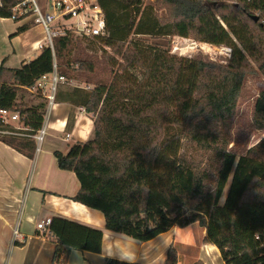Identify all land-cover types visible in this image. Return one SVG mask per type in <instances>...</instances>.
<instances>
[{"label":"trees","instance_id":"16d2710c","mask_svg":"<svg viewBox=\"0 0 264 264\" xmlns=\"http://www.w3.org/2000/svg\"><path fill=\"white\" fill-rule=\"evenodd\" d=\"M18 1L2 0L0 16L10 17ZM147 2L169 13L158 19V34L164 27L171 35L227 46L230 57L226 62L186 58L128 39L143 0H97L107 30L98 39L111 79H82L96 72V63L73 54L77 45L67 31L54 38V52L44 46L19 67L0 65V109L18 112L35 132L42 126L45 104L29 105L20 92L52 72L54 63L68 81L92 84L70 94L94 114L93 137L76 142L66 154L55 151L59 167L75 172L80 182L72 199L102 211L107 230L134 240L198 223L205 228L203 242L215 245L226 264H264V139L239 156L228 148L229 123L248 75L255 72L250 58L264 74L263 18H251V8L263 7L264 0L251 6L217 0ZM129 9L136 14L125 23L122 14ZM138 63L146 67L144 82L130 69ZM252 127L264 128V89L254 103ZM0 141L34 156L33 139L5 135ZM45 230L56 243L52 264H68L72 250L101 251L102 229L54 216ZM105 264L134 263L106 258ZM165 264H178L174 249Z\"/></svg>","mask_w":264,"mask_h":264},{"label":"crops","instance_id":"0c3cea01","mask_svg":"<svg viewBox=\"0 0 264 264\" xmlns=\"http://www.w3.org/2000/svg\"><path fill=\"white\" fill-rule=\"evenodd\" d=\"M20 27L25 28L19 31ZM38 27L40 31L32 34ZM45 37L43 26L28 17L13 20L0 16V65L15 68L31 60V53L39 50L38 44L44 43ZM88 86L91 85H79L74 80L58 86L56 103L47 116V134L32 158L0 141V264H52L56 243L45 229L37 228V223L54 216L103 230L100 252L72 250L68 264H105L106 258L134 264H165L171 248L177 252L178 264L197 260L226 264L215 245L203 242L204 227L200 226L194 236L185 233L187 227L198 223L185 228L175 225L153 239L137 241L107 230L102 211L72 199L80 182L75 172L59 167L55 151L66 154L76 142L93 137L94 114L70 94L76 87ZM23 99L26 102L25 96ZM39 100L46 110L45 100ZM15 228L21 234L18 239Z\"/></svg>","mask_w":264,"mask_h":264},{"label":"rangeland","instance_id":"374dc122","mask_svg":"<svg viewBox=\"0 0 264 264\" xmlns=\"http://www.w3.org/2000/svg\"><path fill=\"white\" fill-rule=\"evenodd\" d=\"M38 1L41 5L46 6L47 10L52 11L51 7L49 6V1ZM132 12L133 14H136L133 9H129L128 12H124V14H122V16H124L123 19L125 23H130V18L128 16ZM168 14V11L164 8L158 10L157 12V9L152 7V5L147 2V0H143L142 5L140 6V12L136 14V24L132 28V32L128 35V39H141L147 45L157 44L163 48L169 49L170 53L174 55H179L186 58L203 57L218 62H226V60L230 57L231 49L227 46L213 45L207 42L197 41L191 37L186 38L178 35H171L168 34V32L166 31L167 28L164 27L162 28V33L158 34V31H156L155 29V25H161L158 19L162 20L163 18H166L168 17ZM28 18L36 23L32 15ZM77 20L78 19L76 16H73L66 20L61 19L59 20V26L62 30L68 31L70 30V28L73 29L76 26ZM261 24L264 23L261 22ZM39 31L40 27L35 28L32 30V34H35ZM137 31H140L141 33L136 34ZM72 35L74 42L77 45V48L73 50V54L82 56L84 58L93 57L96 63V72L84 73V78L82 79H85V77L88 76L91 79L100 78L105 81H109L112 75L110 73L108 65L102 59L103 52L101 47L103 45L99 43V41L91 38H86L78 34ZM105 49H107L109 53H114L110 47H105ZM35 53L36 55H39L41 53L40 49L35 51L34 53H31L32 59L35 57ZM121 57L119 56L120 61L124 64H127L124 60H122L123 58ZM250 62L254 67L255 72L248 75V78L244 83L243 89L238 99L236 113L229 123L231 142L228 148L233 150L237 154V156L245 154L251 147L264 139V128L254 129L252 127V121L254 117V103L259 93L264 89V74L260 70L256 62H254L251 58ZM130 69L133 71V73L131 72L133 75L139 78L140 81L144 82V79H146L145 65L138 63L136 67H130ZM82 79H74V81L79 85H86L85 81H83ZM90 85V87L93 86L92 84ZM20 94L24 95L27 98L26 103L28 104L34 101H40L39 98H37L35 95H30L28 92L21 91ZM229 184L230 179L227 183L223 197L220 200L221 203H223L225 200ZM187 228H189V230L185 233H190L193 236L194 234H198L200 231L199 224H195L193 227L190 226Z\"/></svg>","mask_w":264,"mask_h":264},{"label":"built area","instance_id":"2783aa9c","mask_svg":"<svg viewBox=\"0 0 264 264\" xmlns=\"http://www.w3.org/2000/svg\"><path fill=\"white\" fill-rule=\"evenodd\" d=\"M49 1V6L52 11L47 10V7L41 5L38 0H19L11 8L12 14L9 18L18 20L34 17L37 24L43 26L45 31V42L38 44V49L48 46L54 52V38L66 34L59 26V20H66L71 17H77L76 26L70 32L80 36L91 38L99 41L98 38L105 36L107 33L105 15L97 0H46ZM228 5H245L251 6L254 0H217ZM2 0H0V7ZM252 14L262 16L261 20L264 23V6L251 8ZM221 23H225L219 14H216ZM58 22V23H56ZM69 82L68 79L60 75L57 71V64L54 63L52 72L42 75L36 82L26 89L35 95L40 96L46 102V110L43 115L42 126L35 132L27 124L24 118L18 112H14L5 108L0 109V136L13 135L18 137L30 138L35 141L36 148L39 150L47 134V116L56 103V93L58 86L61 83ZM51 222V218H47L37 223V228L44 230ZM15 238L21 237L18 228L14 230Z\"/></svg>","mask_w":264,"mask_h":264},{"label":"water","instance_id":"95a60500","mask_svg":"<svg viewBox=\"0 0 264 264\" xmlns=\"http://www.w3.org/2000/svg\"><path fill=\"white\" fill-rule=\"evenodd\" d=\"M251 18H252L254 21H259V20H260L259 16H257V15H252ZM262 25H263V27H264V24H262Z\"/></svg>","mask_w":264,"mask_h":264},{"label":"bare ground","instance_id":"6f19581e","mask_svg":"<svg viewBox=\"0 0 264 264\" xmlns=\"http://www.w3.org/2000/svg\"><path fill=\"white\" fill-rule=\"evenodd\" d=\"M209 247V246H208Z\"/></svg>","mask_w":264,"mask_h":264}]
</instances>
